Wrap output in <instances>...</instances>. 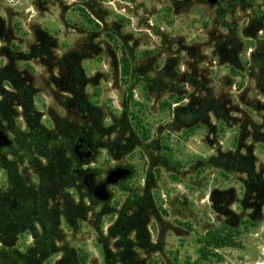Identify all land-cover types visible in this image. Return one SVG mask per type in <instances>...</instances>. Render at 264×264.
<instances>
[{"label":"rangeland","instance_id":"obj_1","mask_svg":"<svg viewBox=\"0 0 264 264\" xmlns=\"http://www.w3.org/2000/svg\"><path fill=\"white\" fill-rule=\"evenodd\" d=\"M0 18L15 47L43 29L64 60L20 63L36 118L0 117V232L23 264H264V28L244 32L264 0H0ZM223 20L234 63L214 52ZM192 74L225 119L175 123ZM119 165L133 173L95 196L85 176Z\"/></svg>","mask_w":264,"mask_h":264},{"label":"trees","instance_id":"obj_2","mask_svg":"<svg viewBox=\"0 0 264 264\" xmlns=\"http://www.w3.org/2000/svg\"><path fill=\"white\" fill-rule=\"evenodd\" d=\"M225 12L226 9L219 11V15L223 17ZM223 22L224 28L227 31L225 33L214 34L212 37L214 40V52L221 59L228 58L227 60L233 62L236 59L237 52L235 46L237 28L231 22L226 24V21L223 20ZM254 28L255 30L262 29L264 28V24L260 20L253 21L244 28V32L249 34ZM34 36L39 44L36 46L31 45L28 51H23L15 47L10 40L4 37L3 23L0 18V41L2 42L0 45V117L5 121L19 114L26 121L36 118L32 105L35 90L25 70L20 68L19 64L35 58L38 62L48 65L49 68H57V66L61 68V63L64 61L56 57L53 51V48L56 46V40L50 33L43 29H37ZM258 44L264 55V39L258 41ZM256 54L254 53L253 57ZM255 60L254 58L253 65L256 63ZM258 64L263 68L264 59ZM169 68V65H167L166 70H169ZM75 69L77 70V67ZM173 76L175 80H181L176 74H173ZM193 78V74L190 75V84L194 88V91L190 94V100L186 105L177 107L175 123L189 127L196 123L210 126L211 116L217 119H225L227 117V111L232 109L230 100L228 98L223 100L222 96L216 94L214 89L210 87L204 86L202 88L200 84L198 85L194 82ZM74 85L75 92L78 93L82 90L81 82L74 83ZM19 108H21L20 112L18 111ZM81 138L84 137H79V139ZM4 212L6 213V210ZM8 237H10L9 234L0 232V242L2 244V247H0V264H23L20 258L13 253L14 248L11 246Z\"/></svg>","mask_w":264,"mask_h":264},{"label":"water","instance_id":"obj_3","mask_svg":"<svg viewBox=\"0 0 264 264\" xmlns=\"http://www.w3.org/2000/svg\"><path fill=\"white\" fill-rule=\"evenodd\" d=\"M206 1L214 5L219 0H206ZM9 144H10L9 137L3 131L0 130V147L2 145H9ZM132 173L133 170L125 166H115L109 169L106 173L105 179L99 184H97L96 187L94 188L93 194L102 200H106L109 195L107 186L119 183L121 180L130 176Z\"/></svg>","mask_w":264,"mask_h":264},{"label":"flooded vegetation","instance_id":"obj_4","mask_svg":"<svg viewBox=\"0 0 264 264\" xmlns=\"http://www.w3.org/2000/svg\"><path fill=\"white\" fill-rule=\"evenodd\" d=\"M80 143H78L75 147V150L78 152V154L81 156V158L83 156H87L89 157L92 154V144L90 141H85L84 138L79 139ZM86 144L85 149L84 150H80L81 147H83V145ZM87 154V155H86ZM122 166V165H119ZM123 180H121L119 183H121ZM85 183L87 185V187L89 189H93L96 187V183L93 180V176H85Z\"/></svg>","mask_w":264,"mask_h":264},{"label":"bare ground","instance_id":"obj_5","mask_svg":"<svg viewBox=\"0 0 264 264\" xmlns=\"http://www.w3.org/2000/svg\"><path fill=\"white\" fill-rule=\"evenodd\" d=\"M255 264H263V263H255Z\"/></svg>","mask_w":264,"mask_h":264}]
</instances>
